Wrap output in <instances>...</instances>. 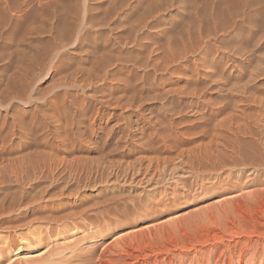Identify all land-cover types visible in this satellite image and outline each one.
<instances>
[{
  "label": "rangeland",
  "instance_id": "1",
  "mask_svg": "<svg viewBox=\"0 0 264 264\" xmlns=\"http://www.w3.org/2000/svg\"><path fill=\"white\" fill-rule=\"evenodd\" d=\"M261 115L264 0H0V264H126L218 229L170 264H264L260 174L139 183L245 121L243 162L264 166Z\"/></svg>",
  "mask_w": 264,
  "mask_h": 264
},
{
  "label": "bare ground",
  "instance_id": "2",
  "mask_svg": "<svg viewBox=\"0 0 264 264\" xmlns=\"http://www.w3.org/2000/svg\"><path fill=\"white\" fill-rule=\"evenodd\" d=\"M262 114V113H260ZM259 114V115H260ZM263 115H261L259 118V123L262 122L264 120V118L262 117ZM256 118V119H258ZM239 120V119H238ZM246 120V119H245ZM242 120V121H245ZM255 120V118H254ZM262 120V121H261ZM226 121V120H225ZM257 121V120H255ZM247 122V121H245ZM242 122L244 124H239L237 125V127H233L231 126L230 129L228 128V130H230L231 135H223V137H225V141L222 143V145H224V152L220 149L218 150V148L216 149V147H214L212 145L213 142H210L208 144H203L201 146H193L190 147V149L188 148V152H179L175 154V157H166L165 155L163 157H160V159L162 158V160L157 161H150L146 171L150 170L149 166L152 167L153 172L149 175V176H145V171L142 174V178L140 179L139 183H148V189H147V194H153L156 191V185L159 184V181L166 178V176L168 175L169 178L172 179V181H174V183H177L179 185H181L184 189L188 192V188L186 186H184L182 183L184 181V178L189 176L194 178V182L195 185L198 186L197 188H201L202 186V181L208 177V175H210V173H212L213 171H215L216 173H220L221 172H228L229 177L232 176L234 177V179H239L241 178V176H243L244 174H247V176H253V175H259L260 177L255 179V181L259 182V183H264V178L262 179L261 177H264V166L261 165H257V166H246V164H244L243 162V155H241V150L238 147V145L235 143L236 140V135L238 132H244L243 134L247 133L249 134V125L251 126L250 122L249 123H245ZM253 123V122H252ZM263 123V122H262ZM257 124V123H255ZM261 126V125H260ZM256 127V126H255ZM260 129V127H259ZM221 130V128H220ZM227 131V130H226ZM251 132V131H250ZM229 133V132H228ZM261 133V132H260ZM220 134V133H219ZM224 134V133H223ZM226 134V133H225ZM241 134V133H240ZM253 134V133H252ZM230 136L231 139H229ZM216 137V135H215ZM214 137V138H215ZM222 135L220 136V138H223ZM238 138V137H237ZM239 139V138H238ZM213 140V139H212ZM220 140V139H219ZM217 141V140H216ZM219 142V143H220ZM218 141L215 143L216 146H219ZM202 144V143H201ZM264 145V143H263ZM214 147V148H213ZM219 151V152H218ZM167 155V154H166ZM172 155V154H171ZM174 155V154H173ZM227 155V156H226ZM164 158V159H163ZM228 158V162L226 161ZM262 158V157H261ZM47 160V159H46ZM261 160V159H260ZM140 161V160H139ZM135 162V161H134ZM145 162V161H144ZM45 163V162H44ZM53 163H55L53 161ZM141 163V162H140ZM146 163V162H145ZM203 164L207 165V167L202 168ZM52 165V164H51ZM55 165V164H54ZM130 165V164H129ZM49 166V165H48ZM47 166V167H48ZM137 166V165H136ZM141 166V165H140ZM42 167V166H41ZM45 167V169L47 168ZM52 167V166H51ZM49 166V168H51ZM131 168V167H130ZM145 168V167H144ZM54 169V168H53ZM129 169V168H128ZM141 167H133L131 170V174L134 176H137V174H140L141 172ZM25 170V169H24ZM52 170V169H50ZM145 170V169H144ZM150 172V171H149ZM15 173V172H14ZM18 173V172H17ZM53 173V172H52ZM148 175V174H147ZM141 176V175H140ZM118 178V177H117ZM126 178V177H125ZM145 178H147V180H145ZM168 178V177H167ZM168 178V179H169ZM111 179V178H110ZM139 179V178H138ZM229 179V178H228ZM131 180V179H130ZM153 180V181H152ZM154 180H157V183L154 184ZM210 180V179H209ZM166 180H163V182L165 183ZM168 181V180H167ZM132 182V181H131ZM160 182V184H161ZM187 182V181H186ZM164 183H162V185H164ZM189 183V182H188ZM193 183V182H192ZM129 184V183H128ZM127 184V185H128ZM166 185V184H165ZM194 185V184H193ZM137 186V185H136ZM195 186V187H196ZM156 187V188H155ZM170 187V186H169ZM176 187V186H175ZM162 188H165L164 186ZM179 188V187H178ZM136 190V187H132L129 185L128 190ZM180 189V188H179ZM190 189V188H189ZM195 189V188H194ZM192 190V189H191ZM140 191V190H139ZM200 191V190H199ZM124 192V190H123ZM184 193V192H183ZM190 194V193H189ZM193 194V193H192ZM125 195V194H124ZM140 195V194H139ZM171 195V194H170ZM125 197V196H123ZM127 197V196H126ZM135 197V196H134ZM147 197H145L144 195H140L137 196L135 198H131L132 201H136V203L140 204L141 202H143ZM151 201V199H148V201ZM130 201V200H129ZM156 203H159V200L156 199L155 201ZM127 207V206H126ZM129 207V206H128ZM144 208H147V206H144ZM127 209V208H126ZM103 210H98L100 214H102V217L105 216L104 211ZM258 211V210H257ZM25 212V211H24ZM23 212V213H24ZM261 215V214H260ZM16 216V215H15ZM231 216V215H230ZM255 216V215H254ZM262 216V215H261ZM101 218V217H100ZM232 221V225L235 224V220H231ZM229 222V221H228ZM13 223V222H12ZM226 224V223H225ZM230 224V222H229ZM228 224V225H229ZM230 224V226H232ZM235 226V225H234ZM233 226V228H234ZM229 227V226H228ZM226 228V227H225ZM210 229H212L210 227ZM216 229V228H215ZM228 229V228H227ZM230 229V228H229ZM167 230V229H166ZM182 230V229H181ZM180 230V231H181ZM214 230V229H213ZM212 230V231H213ZM219 230V229H218ZM214 231V233H211L209 230L205 231L207 233H203V236H197L196 241H193V234L189 233V232H181L182 234H177L174 232H167V234L165 233L164 235H162L161 237L159 236V238H156V240H154V245L150 246L148 249L151 253H153L156 257L154 259H157L156 262L154 261V263L157 264H170L173 260V258L175 256H177L178 254H185L186 252L189 253L192 250H194V247L196 248L197 246H195V243L198 242V244L204 245L206 243L203 244V242L206 240L204 239H209L210 236H215L214 238H216L217 240V234H219V232ZM235 230V229H234ZM73 231V230H71ZM209 231V232H208ZM73 235V234H71ZM261 236V235H260ZM222 237V236H221ZM219 237V238H221ZM240 237V236H239ZM117 243V242H116ZM119 243V242H118ZM151 243V244H152ZM209 243V242H208ZM129 243H127L126 245H128ZM212 244V242H211ZM120 245V244H119ZM125 245V244H123ZM125 245V246H126ZM210 245V244H209ZM114 246V245H113ZM122 246V244H121ZM149 246V245H148ZM123 247V246H122ZM118 248V247H117ZM138 246H136V244H130L128 245L126 248L123 247L121 249H119L117 253H119V257L120 259H122L123 261L126 262V264H130L131 263V258H137L139 257V253L137 252L138 250L142 251H148L147 248L143 249V248H139ZM132 249V250H131ZM136 249V250H135ZM148 251V252H149ZM142 254V253H140ZM146 254V253H145ZM152 254V255H153ZM144 255V254H142ZM148 255V253H147ZM150 256V253H149ZM165 256L164 259L160 260L158 259L159 257ZM189 256H194L193 255H189ZM129 260H128V259ZM153 258V257H152ZM116 259V258H115ZM131 259V260H130ZM117 260V259H116ZM115 261V260H114ZM118 261V260H117ZM116 261V262H117ZM135 262V260H133ZM137 261V260H136ZM139 261V260H138ZM150 261V260H149ZM121 262V261H120ZM151 262V261H150ZM110 263V262H109ZM115 263V262H114ZM147 263V262H146ZM153 263V264H154ZM118 264V263H115ZM120 264V263H119ZM123 264V263H121ZM148 264V263H147Z\"/></svg>",
  "mask_w": 264,
  "mask_h": 264
}]
</instances>
